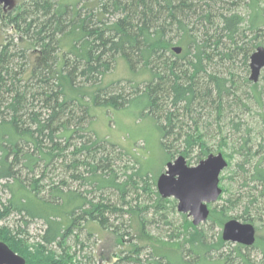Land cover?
Listing matches in <instances>:
<instances>
[{
  "label": "trees",
  "instance_id": "obj_1",
  "mask_svg": "<svg viewBox=\"0 0 264 264\" xmlns=\"http://www.w3.org/2000/svg\"><path fill=\"white\" fill-rule=\"evenodd\" d=\"M258 3L16 0L7 11L0 4V30L13 32L8 39L5 35L0 40V182L10 193L7 204L0 208V242L21 256L25 264H81L66 247L68 237L87 222L106 227V215L119 210L103 198L95 201L68 188L64 180L51 183L46 195L40 196V181L47 168L55 165L65 173L71 171L68 177L76 182L94 186L95 190L112 189L123 196L132 176L128 181L117 180L105 155L116 146L96 139L89 131L90 104L123 108L139 100L144 113L155 119L169 158L176 153L190 158L194 149L197 158L208 155L209 147L197 125L201 122L200 112L211 106L220 114L224 95L227 99L231 93L232 80L220 74L225 62L230 67L236 56L242 55L247 70L252 49L260 44L257 35L264 27ZM239 6L244 7L245 15L237 10ZM244 24H248L252 38H246ZM174 46L181 51L174 52ZM118 57H123L133 70L139 65L150 72L151 79L143 88L119 81L100 86ZM244 81L248 82L247 78ZM94 85L98 86L94 91H85ZM252 88L259 102L257 84ZM232 126L237 130L239 125ZM217 151L228 158L226 167L230 166V155L219 146ZM246 163L248 159L236 163L245 175L243 185L260 186V196L264 197V167L258 161L246 171L242 165ZM82 167L85 174L79 171ZM24 172L26 177H22ZM151 192L155 198L150 206L123 211L136 218L141 230L145 221L141 213L152 209L154 215L162 216L170 202L156 189ZM227 202L233 206L239 200ZM253 202L255 198L250 200ZM12 212L25 225L32 219L44 223L39 242L30 243L20 232L1 225ZM218 212L224 216L226 211L221 208ZM244 221H250V217ZM179 235H169V240L159 242L160 246L166 248L163 245L173 243L170 241ZM186 241L194 256L185 257L183 247L177 246L171 249L174 253L170 257L176 255L179 263L153 248L151 259L133 260L137 264H192L195 259L204 264H253L240 251L253 248L255 243L249 247L233 243V251L240 256L238 261L231 259L230 253H223L211 263L204 255L213 245L203 241L200 232H191ZM217 243L232 244L220 236ZM128 250L137 254L139 246L133 244Z\"/></svg>",
  "mask_w": 264,
  "mask_h": 264
},
{
  "label": "rangeland",
  "instance_id": "obj_2",
  "mask_svg": "<svg viewBox=\"0 0 264 264\" xmlns=\"http://www.w3.org/2000/svg\"><path fill=\"white\" fill-rule=\"evenodd\" d=\"M15 1L1 0L0 4L7 11L15 5ZM258 1L264 18V0ZM237 10L245 15L243 6L237 7ZM243 29L246 38H252L248 24H244ZM11 34L13 35V32L8 28L0 30V40L5 35L8 39ZM257 41L260 43L259 46L264 47V27L259 31ZM255 49L253 48L252 52ZM242 59V55H237L235 62L230 67L227 65L228 62H225L220 70L221 76L231 79L233 85L230 87L232 94H228L227 99L224 95L220 114H216L217 110L211 106L205 107L200 112L201 122L197 125L201 128L199 130L204 135V140L209 147L208 153H218L219 146L225 154L230 155L231 164L224 168L219 176V186L225 191L220 194L217 201L208 205L210 212L208 219L196 226L192 224V217L177 211L176 200L172 197L168 198L170 202L166 203V209L162 212V216L154 215L152 209L141 213L142 218L145 219L142 230L138 228L135 217L123 213L128 207L142 208L152 204L155 197L151 191L156 189L154 184L157 177L164 172L166 164L173 161L179 154H173V157L169 158L162 148L161 133L157 123L151 115L144 113L141 101L136 100L123 108L89 105V131L96 139L117 147L108 149L109 152H112L105 154L110 158L112 168L117 174V180L119 182L128 181L129 175L132 178L125 187L122 199L121 194L112 189L95 190L94 186L72 180L68 177L71 171L65 173L57 165L54 168H47L40 181L43 190L40 196L46 195L51 183L58 184L60 180H64L67 182L68 188L77 189L87 198L95 201L103 198L105 202L107 201L119 209L113 214L106 215L108 218L106 227L100 228L93 222H87L83 227L81 226L80 229L73 232L76 237L73 234L68 237L66 247L69 252L74 254L75 260L81 264H137L133 258L142 262L151 259V248L157 252H164L170 257L174 253L171 249L177 246L183 247L185 257L191 258L194 255L188 250L190 243L186 240L191 232H200L203 241L213 245L204 255L209 262L216 261V258L223 253H230V258L238 261L240 256L236 251H233L234 244L222 246L217 243V239L219 236L221 237V229L225 221L236 219L245 222L244 218L250 217L248 222L255 228V245L253 248L241 250L240 254L246 256L253 264H264V197L260 196V186L253 183L243 185L244 172L236 166L237 162L241 164L245 159H248V163L242 164L246 171L258 161L264 167V69L261 70L258 80L255 82L259 90L258 102L252 88L254 83L249 80V65L246 70ZM134 69L136 70H133L123 57H118L113 68L102 77L100 86H109L119 81L139 84L143 88L144 83L151 79V74L145 69H140L139 65ZM214 69L216 71V68ZM208 71L212 70L208 68ZM245 78L248 82L244 81ZM228 86H230L229 82ZM97 87L94 85L86 88L85 91H94ZM232 123L239 125L237 130L233 128ZM244 140L246 141L244 142ZM241 145H244L243 149L240 148ZM71 150L72 148H69V152ZM197 153V149H194L190 158L184 157L188 166L197 165L207 156L200 159L197 158ZM225 159L227 161L228 158L225 157ZM79 171L85 174L84 167ZM25 174L24 172L22 177H26ZM220 177L223 179L220 180ZM1 184L3 182H0V208L7 204L10 198L9 191ZM237 198L239 203L237 202L236 205L231 206L227 202V199L233 202ZM252 198H255V202L250 203ZM171 201L174 202L172 208ZM30 204L35 205V203ZM246 206L247 209H245ZM221 208H225L224 216L218 212ZM245 210H247L246 213ZM1 225L9 227L13 232H20L30 243L39 242L45 229L44 223L39 219H32L25 225L20 216L14 212L5 218ZM178 232L180 235L170 241L173 243L164 244L163 246L166 248L160 246L161 240H169V235ZM133 244L139 246L137 254L128 250ZM49 248L56 250L57 247L49 246ZM57 251L61 250L57 248ZM170 260L179 263L176 255L174 258L170 257ZM192 264L204 263L195 259Z\"/></svg>",
  "mask_w": 264,
  "mask_h": 264
},
{
  "label": "water",
  "instance_id": "obj_3",
  "mask_svg": "<svg viewBox=\"0 0 264 264\" xmlns=\"http://www.w3.org/2000/svg\"><path fill=\"white\" fill-rule=\"evenodd\" d=\"M172 50L179 53L181 48L174 46ZM248 65L249 80L255 83L264 69L263 46H257L250 54ZM226 166L227 161L220 152L208 154L195 166H188L185 158L179 155L169 161L157 177L156 190L162 198H174L177 211L192 217V224L196 226L208 219V205L220 196L219 176ZM221 239L249 247L256 241L255 228L249 222L228 219L222 225ZM0 264H25V261L0 242Z\"/></svg>",
  "mask_w": 264,
  "mask_h": 264
}]
</instances>
